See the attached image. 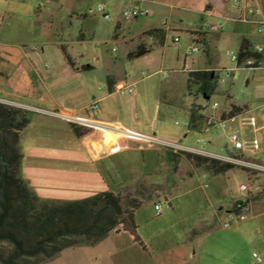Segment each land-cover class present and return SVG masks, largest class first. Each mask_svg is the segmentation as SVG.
<instances>
[{"label":"rangeland","instance_id":"obj_1","mask_svg":"<svg viewBox=\"0 0 264 264\" xmlns=\"http://www.w3.org/2000/svg\"><path fill=\"white\" fill-rule=\"evenodd\" d=\"M41 1L3 2V7L11 17L6 18L4 25L0 24V38L4 41L27 42L30 46L47 43L46 47H53V43L61 38L73 54L82 55L77 57L79 60L93 66V69L80 71L69 79L75 91L65 97L69 106L66 113L70 117L93 121L109 129L77 139L68 127L70 119L51 114L61 119L53 125L61 140L78 154L90 157L101 155L102 160L93 167L98 168L103 176L106 189L114 192L130 190L134 197L141 200L134 216L136 232L146 247L134 243L129 234L122 233L111 236L112 245L104 246L111 251L102 252V246L75 245L36 264H132L134 258L148 260V252H163L167 249L165 242L175 244L178 238L195 236V230H200L197 221L200 218H206L207 221L215 211H220V218L213 216L207 221L210 229L200 230L202 233L196 235L191 249L196 250L197 255L206 261L214 260L213 264H229L223 259L227 256L224 255L226 251L235 254V264H252L253 252L262 258L264 264V172L236 164V169L212 176L203 167H193L181 158L179 167L187 173L185 176L174 175L166 154L167 148L137 136L147 135L190 146L199 145V139L204 138L207 141L205 148L242 157L243 151H232L227 138L231 130L238 128L242 139L256 138L259 142L257 150L245 149V154L253 155L258 163L264 164V132L239 124L240 117L228 120L223 130L213 128L204 132L190 129L187 125L191 107L204 116L213 100L221 102L220 108L224 109L226 100L229 104L233 101L231 96L236 102L247 105L243 115H254L258 126L264 123L262 69L242 68L238 69L237 75L225 71L233 67L228 52H236L240 33L250 36L256 34L263 39L262 43L264 33L258 32L252 23L226 18L236 15L233 12L235 0H231L227 11L221 16L206 17L201 27H198L201 23L199 15L184 22H179L173 16L171 24L175 28L167 30L163 45L152 46L149 52L127 59L126 45L120 40L111 39L116 21L112 8L105 6L111 16L109 20L104 19L99 12L88 10L104 4L103 1L90 0L85 8H80L90 13L87 21L88 39L83 42L77 41L76 19L65 11L59 0H53L56 6L39 16L44 25L40 22L33 24L34 17L42 7ZM256 2L254 0L250 4L258 6ZM54 18L61 24L52 34L47 24ZM68 19L71 25L67 24ZM137 19L139 22L150 20L148 15H140ZM157 20L159 24L165 25L161 20L166 22L167 17ZM184 24L204 30H207V25L214 24L222 27L223 33L217 32L219 28L213 37L208 38V51L205 54L201 46L191 39L190 32L183 29ZM91 29L92 35L89 33ZM174 36H178L176 42L172 41ZM137 38L129 37L127 40L137 41ZM191 48L195 49L189 54ZM207 66L216 68L219 77H223L222 81L218 78L215 94L206 96L194 90L187 94V72ZM106 74L115 77L117 90L107 91ZM131 84L134 93L126 90ZM95 100L98 101V107L89 110ZM241 183L247 185V190L239 189ZM150 192L153 194L147 195ZM233 198L250 199L247 219L238 220L235 211H229L231 216L228 215L227 210L231 208ZM165 200L170 203V208H164L160 214H156L154 203H163ZM205 250L215 255L211 256Z\"/></svg>","mask_w":264,"mask_h":264},{"label":"crops","instance_id":"obj_2","mask_svg":"<svg viewBox=\"0 0 264 264\" xmlns=\"http://www.w3.org/2000/svg\"><path fill=\"white\" fill-rule=\"evenodd\" d=\"M89 1L90 0H59L60 5L65 7V11L70 13L71 16L77 21L76 28L78 32V42H83L88 39L87 21L90 18V13H88L85 9L80 10V8H85V5H88ZM101 1H103L104 6L112 8L111 10L114 12L116 17L115 24H118L119 26L115 32L113 27L111 39L114 41L120 40L127 47L134 46L139 40L145 42L146 44L152 43L150 38H140L139 36L141 32L147 28L161 27L166 31V33L170 27L175 28L171 24L174 21H172L173 16H175V19L177 18L179 22H184L186 20L189 21V19L199 15L201 23L198 24V27H201L206 17L221 16L222 13L227 11L228 3H230L231 0ZM245 1L250 3L254 0ZM3 2L6 3V0H0V24L2 25L5 24L6 18L11 17L7 10L3 7ZM134 3H137L150 11V14H147L150 20H142L139 22L137 19L138 17H135L133 19L123 21L119 18L118 15L120 10ZM263 3L264 0H257L256 2V4L264 7ZM41 4L42 7L38 10L37 15L34 17L33 24H38V22H40L39 19L41 17L39 16H41L42 13L51 11L52 8L56 6V2L53 0H42ZM106 10L109 12L107 8ZM233 12L236 14L238 13V9L235 7V5L233 6ZM153 17L156 18L151 20ZM166 17V22L161 20V22L165 23V25L159 24V22H157V19ZM71 23V20L68 19L67 24L71 25ZM40 24L44 25V22H40ZM60 24V21L54 18L47 25L49 29H52V34H55V30ZM184 25L185 26H183V29L188 32L201 29L187 26V24ZM89 31V33L92 35V29ZM217 32L222 34V27ZM113 33L116 34L114 37ZM214 33L215 31L202 29L200 46L205 54H207L208 51V38L213 37ZM135 36H138L137 41L132 40L129 42L127 40L129 37ZM242 38H245L249 41V49H251L254 44H261L264 47V43H262L263 39H261L258 35L253 34L250 36L248 34L240 33L237 38V48ZM46 44L47 43H41V46H30L27 44V42L4 41L0 38V79L2 80L0 84V101L24 108L31 114L30 121L21 130L19 136V145L22 151L20 175L22 179L28 184L30 189L44 200H75L91 196L98 192L111 191L106 189L104 178L99 172L98 168L93 167L95 163H98L102 160V158H100L101 155L90 157L88 155L78 154V152H76L73 147L69 146L67 142L61 140L59 132H57L55 125H53L55 121L61 120L59 117L54 116L55 112L60 110L63 112L69 111V106L65 101V97L71 95V93L75 91L71 86L69 79L76 76V74L80 71H88L81 70L80 67L82 65L89 66L91 69H93V66L86 65L84 62L79 60L82 55L80 53L73 54L68 48V45L61 38L53 43V47H46ZM62 46L66 49V52L74 61V67H71L67 62L61 49ZM50 48L52 49L50 50ZM262 54L264 55V50ZM205 68L216 70V68L209 66ZM229 95L231 96L230 93ZM225 96L226 95H224V97ZM231 99L233 101H231L230 104H235L237 106L246 105L245 103L241 104L236 102L232 96ZM226 101L227 105L228 100ZM220 103L221 102H219V104ZM67 124L73 133L70 124ZM87 135L89 134L84 136ZM74 136L77 139L83 137H77L75 134ZM207 150L220 155L230 154L226 153V151L225 153H220L211 149ZM228 171L224 172L223 174L227 173ZM160 190H158V192ZM151 194L153 193L150 192L147 195ZM155 195L157 196L158 194ZM163 196L166 198L165 195ZM234 200L239 199L233 198L232 201ZM245 200L247 201L246 203L249 208L250 199L246 198ZM229 211L230 210H227V212ZM220 215V211H215L212 216L209 214L211 218L215 216L217 219L220 218ZM211 218L208 217L207 221ZM207 221L206 218H200L197 221V225L200 226V230L206 231L207 229H210L208 227ZM200 230H195L193 233L195 236L192 238H178L179 240H177L175 244H168L165 242L167 246L165 251L158 252L155 250L151 253L148 252V260L134 258L132 264H213L214 260L212 261L208 259L206 261L202 259L199 254L197 255L196 250L191 249L192 241L196 238V235L202 233ZM186 232L187 230L184 233ZM122 233L129 234L126 231H110L103 239L93 245L88 246L96 248L102 246V252L111 251L105 249L104 246L109 247L112 245L113 238L111 236H118ZM129 236L132 238L134 243H137L133 240L132 235L129 234ZM142 245L146 247L143 242ZM205 252L211 256L215 255L210 250H205ZM226 253L224 255L227 256L223 257V259L229 264H235V254L231 251H226Z\"/></svg>","mask_w":264,"mask_h":264},{"label":"trees","instance_id":"obj_3","mask_svg":"<svg viewBox=\"0 0 264 264\" xmlns=\"http://www.w3.org/2000/svg\"><path fill=\"white\" fill-rule=\"evenodd\" d=\"M114 26V32L118 28ZM193 31H190L192 33ZM116 34L113 33V37ZM166 31L161 27L143 30L141 37H148L151 44L139 40L134 46H127L126 58L139 57L152 49L153 45H163ZM250 43L242 38L237 48L238 62L245 57L259 59L261 55L249 49ZM71 67L74 61L61 47ZM89 70V66H81ZM218 70L203 68L187 72L186 92L194 90L206 96L215 93L218 87ZM108 92L118 89L115 78L105 77ZM246 105L231 104L229 116L245 110ZM204 116L195 108H190L188 128L199 130ZM30 121V112L24 108L0 101V264H36L53 257L64 248L75 245H93L110 231H126L139 245L142 241L136 229L134 211L141 200L130 190L125 192L102 191L75 200H44L30 189L20 175L22 151L19 145L21 130ZM77 137L94 134L96 131L75 122H69ZM174 175L183 176L186 171L179 167L182 158L193 167H203L210 175L223 174L237 167L235 163L214 157L200 155L182 149H167ZM243 157L256 161L253 155ZM264 191V189H263ZM246 200H234L230 211H239Z\"/></svg>","mask_w":264,"mask_h":264},{"label":"built area","instance_id":"obj_4","mask_svg":"<svg viewBox=\"0 0 264 264\" xmlns=\"http://www.w3.org/2000/svg\"><path fill=\"white\" fill-rule=\"evenodd\" d=\"M235 7L238 9V13L233 16V17H226L229 19H232L234 21H240L243 23H252L256 26L258 32H264V7L261 5L258 6H253L249 2L245 0H235L234 1ZM89 11H95L99 12L104 19L109 20L111 18L110 13L106 10L105 6L103 4L98 5L94 8H89ZM150 14V11L142 6H140L137 3L131 4L127 7H124L120 10L119 12V18L123 21L133 19L135 17H138L140 15H147ZM221 27H217L214 24H209L207 25V30L208 31H217ZM201 33L202 29H197L194 30L192 33H190L192 40L200 45V40H201ZM178 40V37L175 36L173 37L172 41L176 42ZM195 48H191L190 51H188L189 54L192 53V51ZM253 52H257L261 55V57L257 60L254 57H245L238 62V54L236 52L229 51L228 54L230 56V60L233 63V67L225 69V71H232L233 75L235 72V75L238 73V69H255V68H260L262 69L264 73V55L263 50L264 47L261 44H254L251 49ZM226 74V73H225ZM219 79L222 81L223 77H219ZM126 90L129 93H134V87L133 85H129L126 87ZM98 107V101H94L90 106L89 110H94ZM231 111V105L227 103L226 107L224 109L220 108V104L218 101L213 100L210 105H209V111L205 113L202 124H201V131L207 132L213 128L216 129H225L226 122L228 120H235L238 117L239 119V124L242 125H249L253 127V129H261L264 132V123L261 125H257V121L254 115H243V112L245 110L234 114L233 116H229V112ZM54 114L64 117L66 119H70V122H75L78 125L85 126L87 128H90L94 131H105L108 130L109 127L101 125L99 123L85 120V119H76L73 117H70L66 112L63 111H57ZM73 120V121H72ZM121 131V130H120ZM140 137L148 138L152 142L158 143L162 145L163 147L167 149H182L186 151H190L193 153H197L200 155H206L210 157H214L223 161H228L232 162L235 164L242 165L244 167H247L249 169H254V170H260L264 172V164L263 163H258L256 161H253L251 159L245 158V157H237L234 154H229V155H220L216 154L213 152H210L205 148L207 141L204 138L199 139V145L196 146H190V145H180L178 143H170L167 141H163L160 139H157L155 137H148L147 135H137ZM228 141L230 142L232 148V151H243V154H245L244 150L245 149H252V150H257L259 148V142L256 138L252 139H242L241 134L238 130V128H234L229 132L227 135ZM147 141V140H146ZM240 190H247V185L244 183H241L239 185ZM164 208H170V203L165 200L163 203L160 202H155L154 203V209L156 211V214H160ZM228 215L231 216V212H228ZM249 216V208L247 203H244L239 211L236 212V218L238 220H245ZM253 257V262L252 264H262V258L256 253H252Z\"/></svg>","mask_w":264,"mask_h":264}]
</instances>
